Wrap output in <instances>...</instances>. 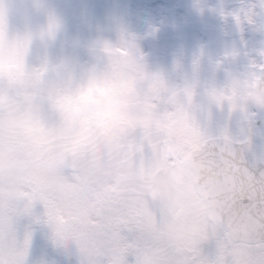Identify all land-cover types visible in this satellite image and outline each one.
Instances as JSON below:
<instances>
[{"label": "clouds", "instance_id": "1", "mask_svg": "<svg viewBox=\"0 0 264 264\" xmlns=\"http://www.w3.org/2000/svg\"><path fill=\"white\" fill-rule=\"evenodd\" d=\"M0 264H264V0H0Z\"/></svg>", "mask_w": 264, "mask_h": 264}]
</instances>
